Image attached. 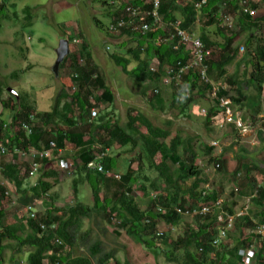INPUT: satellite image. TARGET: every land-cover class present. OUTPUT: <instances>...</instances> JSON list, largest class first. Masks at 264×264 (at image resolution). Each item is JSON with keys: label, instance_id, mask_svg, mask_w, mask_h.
Segmentation results:
<instances>
[{"label": "trees", "instance_id": "trees-1", "mask_svg": "<svg viewBox=\"0 0 264 264\" xmlns=\"http://www.w3.org/2000/svg\"><path fill=\"white\" fill-rule=\"evenodd\" d=\"M203 1L161 0L159 14L162 20L152 23L153 16L144 21L143 17L140 20L129 18L127 9L139 7L147 15L155 8L154 0H128L124 4L117 0H103L115 14L114 22L106 25L108 33L130 37L137 43L136 48H129L128 56L113 53L111 57L125 74L138 84H144L145 97L155 81L169 78L175 89L170 99L173 106L179 105L177 107L184 113L200 100L209 102L212 107L206 114V124L219 126L226 109L220 100H212L211 85H201L200 76L195 71L183 74L179 81L175 77L183 66L192 62L191 53L181 44L175 26L194 35L200 19H205L207 25H216L221 24L223 16L234 15L240 31L251 33L240 44L246 54L240 60V49L235 46L237 33L231 36L222 34L225 42L219 44L202 29L204 44L213 50L207 62L208 75L217 85L221 84L218 85L220 99H231L233 109L236 105L242 106L245 121L249 118L258 120L264 112V18L253 20L243 14L242 0H207L205 5L198 7ZM259 2L264 4V0ZM6 4L1 0L0 32L2 21L9 19ZM23 13V20L16 12L14 16L23 22V27H31L36 16L33 7H26ZM121 20L127 25L112 33L110 27ZM147 23L152 26L144 33L143 26ZM72 41H75L73 36L70 37ZM152 61L159 62L158 73L150 70ZM133 63L136 66L130 69ZM69 64L72 70L70 80L60 74L63 87L46 111L26 89L15 90L17 94H11L8 100L2 98L3 90L0 89V148L6 147L11 153L19 149L21 156H33L21 164H5L0 157V173L14 185L26 213L8 218L6 204L10 205L12 200L6 196V188L0 185V264H6L7 252L12 253L15 264H107L115 257L101 258V243L93 245L89 255L75 256L76 248L92 235V229H85L86 220L96 218H101L107 225L120 227L127 236L137 238L146 250L160 251L168 264H243L241 251L255 245L259 246L256 264H264V236L253 232L245 237L247 228L254 230L264 225V180H258V176H264V166L254 163L247 173L251 188L243 196L250 193L252 208L248 214L240 216L227 204L224 207L226 218L235 217L236 233L240 236L238 244L231 250L228 247L223 249V244L214 245L213 241L219 235L216 226L223 211L215 209L203 214V210L220 203L221 196L214 188L200 190L204 172L198 165L200 154L195 149L194 139H185L179 134L173 136L135 110L129 114L126 126L110 118L111 114L96 120L92 117L93 110L115 103L116 95L89 49L83 48L79 54L67 56L60 70H65ZM232 66H236V71L230 75ZM243 66L246 76L241 78ZM223 81L232 86L237 97L230 95ZM188 91L190 98L186 96ZM170 100L160 91L148 97V104L157 112H165ZM6 112L13 115L10 120L6 118ZM52 142L56 144L54 150H51ZM258 142L263 144L258 150L264 151V131L260 132ZM214 149V146L207 148L209 153ZM45 151L52 152V156L41 162L38 153ZM112 151L119 152L112 154ZM103 155L100 162L105 172L90 169L89 163ZM63 158L75 160L73 198L77 204L68 208L60 207L51 194L54 188L51 180L60 176L50 165H54V161L58 165ZM212 158L210 165L219 164L218 169H222L218 157ZM38 161L44 173L35 185L27 187L25 181L30 178L32 164ZM173 165L177 168L174 169ZM111 175H120L121 179ZM111 187L116 190L110 196H102L101 189L109 192ZM82 188L91 190L90 205L80 200ZM136 190L141 196H133ZM158 192L154 199L152 194ZM144 199L149 200L145 209ZM43 201H46L47 209L32 218L27 207H35L34 204ZM178 209L196 214V225L182 227L184 232L178 239L167 233L159 237L158 230L163 224L169 227L182 225L186 215L179 213ZM115 264L120 263L115 260Z\"/></svg>", "mask_w": 264, "mask_h": 264}, {"label": "rangeland", "instance_id": "rangeland-1", "mask_svg": "<svg viewBox=\"0 0 264 264\" xmlns=\"http://www.w3.org/2000/svg\"><path fill=\"white\" fill-rule=\"evenodd\" d=\"M5 1L7 3L6 14L9 16V19L2 21L3 29L0 32V89L3 90L2 98L4 100L10 99L11 94H14L9 91L10 89L14 91L26 89L27 93L28 91L31 92L33 97L38 100L43 111L48 110L49 106L57 98V92L63 87L60 75L57 77L54 73V67L58 60L57 50L62 40H69L70 42V37L73 36L78 42H70L71 54H79L83 48L89 49L94 55L96 62L100 65L101 74L116 95L115 103L101 105V110L97 109L99 116L95 119L97 120L100 117L111 114L110 118L113 117L123 126H126L129 121V114L135 110L144 114L154 125L167 129L173 136L179 134L185 139H194L195 149L200 154L198 165L204 172L200 190L214 188L218 191L221 196L220 204L224 213H227L224 208L226 204L232 210L239 213L243 211L245 213L249 212L252 208L250 193L244 196L243 194L251 188L249 186L250 180L247 177L250 166L254 163L261 167L264 166V151L258 150L262 149L263 146V144L258 142V132L264 131V112L259 116L258 120L252 118L247 119V121L244 120L241 128H239V117L241 116L243 119L245 114L241 109L242 106L236 105L234 111L237 110L240 116L235 113L233 123L238 127L236 125L225 124L226 113L222 115V125L207 126L206 114L212 105L209 102L200 100L191 109L183 113V110L177 107L179 105L173 106L170 100L175 89L173 82L169 78L155 81L153 89L148 93L149 97L156 92L162 91L166 95V98L170 100L168 107L166 105L167 110L165 112H157L148 104V97L144 95V84H138L133 77L125 74L122 68L118 67L111 57L113 53L128 56L127 52L129 48H136L137 43H134L130 37L108 33L106 25L109 26L114 22L115 14L109 6L104 4L103 0ZM117 1L126 3L128 0ZM259 1L255 3V6L260 9V17L264 18V4ZM13 4L17 7L12 6ZM26 7H33L36 15L34 24L31 27H23V22L14 16L16 12L19 18L23 20V11ZM200 21L197 23L198 27L196 28V33H194L195 36H201L202 29H204V32L212 41L219 44L225 42L222 34L226 36L229 34L227 35L223 29V24L207 25V23H204L205 19H200ZM249 34L251 33L241 32L239 28L235 39V46L240 49V44L245 42L250 36ZM245 54L246 50L245 53L240 52V60L244 58ZM68 66L65 70H60V74L65 76L66 79H69L72 75L70 64ZM135 66L136 64L133 63L130 69H133ZM151 68L158 70L156 61L151 62ZM235 71L236 66L229 68L230 75L234 74ZM245 72L246 68L243 66L240 71L241 78L246 76ZM222 84L230 92L231 96L237 97L231 85L224 81ZM218 85L221 86V84ZM46 87H48L47 90ZM35 90L38 93H34ZM1 110L0 106V112ZM11 116L13 115L10 112H6L7 119L10 120ZM214 144L218 145L215 147ZM212 146L215 149L212 153H209L207 148H211ZM118 152L112 151V154ZM213 156L218 157L217 160L221 161L222 169L216 170L217 164L215 163L210 165L209 161ZM32 157H28L27 154L21 156V154L9 151V154L3 157L2 161L5 164H21ZM64 159L74 160L71 158ZM54 163V165H50V168L57 171L60 177L51 180L54 185L51 194L60 207L68 208L69 206H74L76 200L73 198V180L76 176H68L65 172L57 169V163L55 161ZM173 168L175 169L177 166L173 165ZM43 173L44 170L42 168L36 177L27 178L25 181L26 186L35 185ZM153 175L156 177L155 174ZM254 175L258 176L257 174ZM258 180L263 181L264 176H258ZM3 184L11 192L9 198H11L12 203L10 205L6 204L8 218L26 215L24 211L25 206L20 204L14 185L0 173V185ZM115 190V187H111L109 192L101 189V194L102 196L106 194L110 196L111 192ZM91 196V190L81 189L80 200L83 204L90 205ZM133 196L137 197L141 195L136 190ZM148 202L149 200L147 199L142 200L144 209L148 205ZM33 206L41 213L47 209L46 201L40 202L38 205L34 204ZM195 215H186L182 225L179 227H169L163 224L158 232L167 233L172 238L178 239L184 232L182 227H193L196 225ZM224 225L217 223L216 227L220 230ZM88 228L92 229V235L86 239L85 243L76 248L75 256L89 255V249L93 245L101 243L100 257L103 259L107 255H111L120 264H168L160 251L155 250L150 252L146 250L137 238L127 236L116 225H107L101 218H96L94 221L86 220L85 229ZM251 233H253V229L247 228L245 230V237H249L252 235ZM239 239L240 236L236 233L234 224V228L228 232L227 239L222 240L223 249L224 247L226 249L228 247L231 250L238 244ZM257 249H259V246ZM12 257V253L7 252L5 263L15 264ZM16 260H18L17 257ZM115 260H110L107 264H115ZM253 262L251 264H256V260H253Z\"/></svg>", "mask_w": 264, "mask_h": 264}, {"label": "built area", "instance_id": "built-area-1", "mask_svg": "<svg viewBox=\"0 0 264 264\" xmlns=\"http://www.w3.org/2000/svg\"><path fill=\"white\" fill-rule=\"evenodd\" d=\"M155 1V8L153 11L148 12L147 15H144L145 11L143 12L139 7H128L127 9V14L129 16V18L131 19H135V18H139L143 17V21L146 20V18L148 16H153L155 18V20L152 21V23H154L155 21H160L162 20V18L160 17L159 14V8H160V2L161 0H154ZM207 3V0H204L202 2L201 5H198V7H201L202 5H205ZM255 3H258V0H242L241 2V8H242V12L243 14H247L249 15L253 20H258L260 19V9H258L255 6ZM258 15V16H257ZM221 24H223V29L226 31L227 35L229 34V36L236 34L239 32V28L237 25V21H236V17L234 15H227V16H223V19L221 20ZM127 25V22L124 20L118 21V24L116 25H112L110 27V31L112 33L118 32L119 29L124 28ZM151 24H145L143 26V31L144 33L148 32L151 29ZM176 31L178 32V36L182 39L181 44L183 43V45L186 47V50L188 52L191 53V58H192V62L189 65L183 66L181 68V71L175 76L177 78V80L179 81L181 76L183 74H187L190 73L191 71H195L198 73V75L200 76V83L201 84H210L212 87V91L210 96L212 97V100L214 101L215 99L220 100V104L222 107H224L226 109V123L225 124H234V117H235V113L239 114V112H235L233 108H231V104L232 102L229 99H220L219 97V88L218 85L212 81V79L210 78V76L208 75V70L209 67L207 65L208 60L212 57L213 55V50H209L206 45L204 44L201 36H195L193 34H189L188 32L181 30L178 26H175ZM78 42L77 40H75V43ZM241 52L245 53V48L242 46L240 48ZM156 63L158 64V70L154 69V68H150V70L154 73L159 72L160 70V66H159V62L156 61ZM173 73V72H172ZM187 98L191 97V93L190 91L187 92ZM182 101V100H181ZM99 113L97 110H93L92 112V117L93 118H98ZM239 128H241L242 124H243V119L241 118V116L239 117ZM236 125V124H234ZM237 126V125H236ZM238 127V126H237ZM29 132L31 133L32 131L29 130ZM218 144H214V146L216 147ZM56 148V144L54 142L51 143V150H54ZM16 154H21L22 152L19 149L15 150ZM9 154V151L6 147H2L0 148V157H4L7 156ZM52 156V152H40L38 153V157L41 159L40 161L42 162L43 159H46L47 157ZM103 156H98L96 160L92 161L89 163V168L90 169H94V170H98L99 172H105L104 166L103 164L100 162L101 160H103ZM35 162L32 164V167L30 169V178L36 177L37 174L40 172L41 169V162ZM74 168H75V164L74 162L67 160V159H61L59 161L58 164V169L60 171L65 172L66 174H68V176L72 177L74 175ZM218 168H220V165L218 164L216 166V170H218ZM116 179H121L120 175H111ZM2 186H4L6 188V196L10 197L11 196V192L8 190L7 186L5 184H3ZM205 190H210V188H206ZM206 194V192H205ZM159 195L158 193H153L152 196L154 199H156ZM30 215L32 216V218H36V215L40 212L36 207H32V206H28L27 207ZM215 209L217 210H222V206L220 203H217L214 206L205 208L203 210V214H207V213H211L213 212ZM247 209V208H246ZM159 211H161V209H159ZM178 212L181 214H185V215H191L194 213H191L190 211L187 212H183V210L178 209ZM197 213V212H195ZM248 214V212H242L240 213L241 215H245ZM226 213L222 212L220 213L219 216V220H218V224L219 225H224L220 232L218 237L213 241V244L216 246H220L222 243L223 239H227L228 237V232L230 230H232L234 228V224H235V217H231L228 216V218L225 217ZM225 218V219H224ZM223 223V224H222ZM56 226H54L55 228ZM42 228L44 230L47 229V227L45 225L42 226ZM254 233L258 234V235H262L264 236V225L261 226H257L254 230ZM163 232H158V236H163ZM257 245L253 246L252 248L248 249V250H244L241 251L240 256L242 257L243 260V264H251L253 262V260H255L256 258V253H257ZM203 249L200 250V252L202 253Z\"/></svg>", "mask_w": 264, "mask_h": 264}, {"label": "water", "instance_id": "water-1", "mask_svg": "<svg viewBox=\"0 0 264 264\" xmlns=\"http://www.w3.org/2000/svg\"><path fill=\"white\" fill-rule=\"evenodd\" d=\"M57 54H58V60L54 67V73L57 77H59L61 65L63 64L65 58L71 54L69 40L61 41L60 47L57 50ZM9 91L13 92L14 94H17V92L12 89H10Z\"/></svg>", "mask_w": 264, "mask_h": 264}, {"label": "clouds", "instance_id": "clouds-1", "mask_svg": "<svg viewBox=\"0 0 264 264\" xmlns=\"http://www.w3.org/2000/svg\"><path fill=\"white\" fill-rule=\"evenodd\" d=\"M229 36V35H228ZM242 47V46H241ZM240 52H241V50H240ZM212 81H214V80H212ZM201 84V83H200ZM201 85H203V84H201ZM226 99V98H225ZM231 102H232V100L231 99H229ZM236 112H238L237 110H235ZM243 121H244V118H243ZM228 125H230V124H228Z\"/></svg>", "mask_w": 264, "mask_h": 264}, {"label": "crops", "instance_id": "crops-1", "mask_svg": "<svg viewBox=\"0 0 264 264\" xmlns=\"http://www.w3.org/2000/svg\"><path fill=\"white\" fill-rule=\"evenodd\" d=\"M261 132V131H260ZM260 132H258L260 134ZM64 159V158H63ZM70 161H73V160H70ZM57 169H58V165H57Z\"/></svg>", "mask_w": 264, "mask_h": 264}]
</instances>
